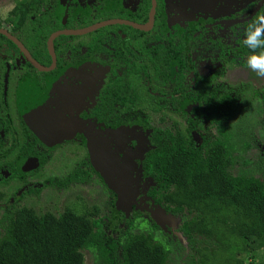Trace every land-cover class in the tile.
<instances>
[{"label":"flooded vegetation","instance_id":"af4514ba","mask_svg":"<svg viewBox=\"0 0 264 264\" xmlns=\"http://www.w3.org/2000/svg\"><path fill=\"white\" fill-rule=\"evenodd\" d=\"M222 100L235 113L220 127L207 114ZM241 105L264 112V0H0V211L76 185L117 204L121 174L131 201L139 167L154 182L146 197L171 214L149 194L146 157L167 130H190L196 146L240 138ZM136 120L150 130L139 162L136 138L115 131Z\"/></svg>","mask_w":264,"mask_h":264},{"label":"trees","instance_id":"16d2710c","mask_svg":"<svg viewBox=\"0 0 264 264\" xmlns=\"http://www.w3.org/2000/svg\"><path fill=\"white\" fill-rule=\"evenodd\" d=\"M209 109L208 121L220 127L235 113L227 100ZM192 137L167 130L144 162L156 182L149 194L182 219L184 256L177 241L140 217L112 236L97 209L54 214L10 204L0 215V264H84L86 252L94 264H249L242 254L264 253V180L240 154L251 144L226 130L197 146ZM234 162L236 174L229 171Z\"/></svg>","mask_w":264,"mask_h":264},{"label":"rangeland","instance_id":"374dc122","mask_svg":"<svg viewBox=\"0 0 264 264\" xmlns=\"http://www.w3.org/2000/svg\"><path fill=\"white\" fill-rule=\"evenodd\" d=\"M240 108L242 110L238 112V116L231 121V129L233 132L236 131L241 139L250 142L251 146L247 148V151H242L240 154L249 157L250 163L256 162V166H253L256 170L255 175L264 180V133H262L264 132V112L263 114H251L246 110L247 106L241 105ZM144 126L142 122L136 120L132 126L119 127L115 130L116 133L132 135L136 138L137 146L134 147V151L138 153L135 154L138 162L143 158L144 153L150 150V137L148 136L150 130H147ZM109 131L106 129L103 133L110 134ZM126 142L130 143V139ZM135 171L132 199L123 205L113 204L112 201L108 204L107 194L101 191L99 185H76L71 186L69 189L53 187L51 190L42 193L40 202L32 204L29 200L24 204L28 206L32 204L36 208L42 206L39 209L40 212L51 211L53 213L62 212L65 208H71L80 213L83 210L94 211L97 209L100 215H107V233L109 232L112 236L118 235L125 229L135 216H140L146 218L148 223L157 225L172 240L178 241L183 248L181 250L184 251L181 253V256H183L187 252L188 244L186 238L178 229L180 217L172 216L146 197V191L154 182L144 175L141 168L137 167ZM255 254L257 255L254 258H249L245 253L241 257L246 260V263L261 264L264 260V253L262 250H257ZM84 264H94L87 252L85 253Z\"/></svg>","mask_w":264,"mask_h":264},{"label":"water","instance_id":"95a60500","mask_svg":"<svg viewBox=\"0 0 264 264\" xmlns=\"http://www.w3.org/2000/svg\"><path fill=\"white\" fill-rule=\"evenodd\" d=\"M94 28V26H91V27H89V28H85V29H80V30H74V31H71V32H74V33H84V32H87V31H90V30H92ZM117 162H118V159H117ZM106 165V164H105ZM104 167V166H103ZM98 169H101V167L100 166H98ZM102 172V171H101ZM103 174V173H102ZM105 174H103V176H104ZM107 175H109V176H107L106 177V175L104 176L105 177V179H106V182H109V184L110 183H112V177L110 176V174H107ZM119 177H122L121 179H120V181L119 182H123L124 181V183L122 184V185H125V183L126 182H128L129 183V176L127 175V177H126V179H124L123 180V177H125V176H123L122 174L121 175H119ZM121 186V185H120ZM109 187H111L112 189H115L116 190V192H118L119 193V196H118V201H117V203L119 204V205H123V204H125V202H128L129 201V199H130V196H128L129 195V193H131V191H132V185H130V183H129V185H126L125 186V188H126V190L125 191H122V190H120V188H119V185H109Z\"/></svg>","mask_w":264,"mask_h":264},{"label":"bare ground","instance_id":"6f19581e","mask_svg":"<svg viewBox=\"0 0 264 264\" xmlns=\"http://www.w3.org/2000/svg\"><path fill=\"white\" fill-rule=\"evenodd\" d=\"M125 186L126 185H121V186L119 185L120 190L125 191L126 190Z\"/></svg>","mask_w":264,"mask_h":264}]
</instances>
